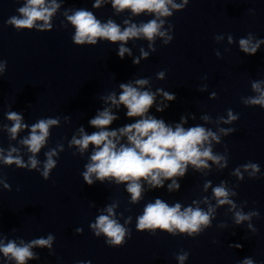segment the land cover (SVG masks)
<instances>
[{
	"label": "clouds",
	"instance_id": "9594fccd",
	"mask_svg": "<svg viewBox=\"0 0 264 264\" xmlns=\"http://www.w3.org/2000/svg\"><path fill=\"white\" fill-rule=\"evenodd\" d=\"M100 2L101 0H96L93 6L99 7ZM168 5H172L173 8L180 7V5L173 4L172 0H112V6L118 12L130 9L134 14L150 12L155 13L158 17L171 15ZM58 7L59 5L54 2L48 7L45 6V0H27L26 5L18 9L23 18L12 17L8 23L14 25L17 29H30L34 26L35 21L43 20L45 27H50L48 21ZM67 19L75 26L74 41L78 45L84 43L96 44L98 38L115 43L117 41L127 42L131 38H139L140 36L152 41L156 35H164L163 32H160L163 21L157 23L155 19L139 27L132 24L123 31L111 20L102 24L92 12L84 9L76 10ZM229 41L231 42V37H229ZM259 43L250 46L248 39L239 41L240 49L250 55L256 53ZM125 52L131 55L130 49L121 44L118 52L121 59H123ZM142 55L146 57L148 54L142 52ZM133 63H139V60L135 59ZM163 77V72L158 74V78L163 79ZM135 83L142 86L147 84L148 81L139 79ZM120 87L122 92L118 99L115 94L109 95L107 99L114 105H124L127 109V117H139L140 119L118 130L109 131L106 129L118 117L106 108L89 121L93 127L101 129L100 131L88 135L84 134L83 129H81V138L73 137L71 141L72 144L79 146L81 152L86 150L89 144L95 146L90 157L91 163L86 165L87 170L82 173L84 182L87 185L92 186L93 174L101 182L106 178L114 179L116 183L127 182V191L131 194V200L136 202L141 198L142 185L140 181L142 179L154 188L163 187V180L177 176L183 177L189 164L196 168H205L208 167L207 160L209 159L219 163L221 157L214 156L211 147H204L210 137L219 142L214 133L207 131L202 126L191 127L186 130L180 124H177L173 129L171 126L166 125L163 119L146 115L155 100L153 93L140 91L131 84H121ZM253 89L260 90L258 82L253 84ZM158 91L163 92V90ZM163 96L170 101L175 99V94L163 92ZM249 102L264 106V93H261L258 99H252ZM163 110V108L157 107V111ZM8 119L14 121L13 126L9 129L13 138L21 128L27 127L21 123L22 116L16 112L8 113ZM181 119L184 118L181 117ZM232 119H235V117L229 112V120ZM57 123L58 121L55 119H41L32 125L29 138L23 140L30 152L35 154L40 151L46 137L49 135V127ZM121 137H127L128 144H120L117 147ZM12 151L16 150L12 149ZM54 154V152L47 154L48 159L43 172L45 179L48 178L49 171L55 166V162L52 160ZM4 162L6 164L15 163L19 167L25 166L19 158L13 157L11 152L7 158H4ZM30 163L35 168L37 161L30 158ZM249 166L254 172L258 171L256 165ZM173 186L179 189L180 185L178 182L173 181V184L169 185V190ZM208 186L210 185H205L206 188ZM213 193L217 197L218 204L231 203L228 200V192L223 186L214 188ZM107 211L110 215L113 214L112 207H108ZM211 211L209 209L208 212H204L199 208L193 209L192 207L181 211L179 203L169 206L157 198L154 203L147 204L143 214L138 217L137 229L159 228L173 234L178 230L192 235L201 231V225L208 226L210 224ZM110 215H100L92 227L96 230V235L104 233L110 238L111 244L120 245L124 240L126 230L116 220L110 219ZM248 218V216L237 213L236 223L239 224ZM52 239L53 237L49 236L48 239H37L24 246H17L14 242H9L6 245H0V252H3L6 257L10 256L15 259L17 264H25L27 259L34 256L30 250L31 247L37 245L50 247ZM185 258L186 256L179 257L181 262ZM243 264H252V260L246 259Z\"/></svg>",
	"mask_w": 264,
	"mask_h": 264
}]
</instances>
